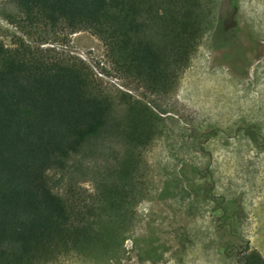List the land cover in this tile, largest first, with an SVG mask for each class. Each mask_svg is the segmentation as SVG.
Here are the masks:
<instances>
[{
  "label": "trees",
  "instance_id": "1",
  "mask_svg": "<svg viewBox=\"0 0 264 264\" xmlns=\"http://www.w3.org/2000/svg\"><path fill=\"white\" fill-rule=\"evenodd\" d=\"M10 1L18 9L10 21L23 36L12 46L0 39V264H48L72 250L113 254L132 221L133 186L113 179L95 192L58 189L103 134L121 133L136 149L160 117L137 101L117 120L114 100L90 87L86 63L42 45L64 40L63 32L93 31L120 70L168 94L214 27L217 0ZM136 173L131 165L120 175L128 186ZM237 264L264 257L249 249Z\"/></svg>",
  "mask_w": 264,
  "mask_h": 264
},
{
  "label": "rangeland",
  "instance_id": "2",
  "mask_svg": "<svg viewBox=\"0 0 264 264\" xmlns=\"http://www.w3.org/2000/svg\"><path fill=\"white\" fill-rule=\"evenodd\" d=\"M234 1L226 19L230 44L212 43L228 2L217 0L214 27L168 94L120 70L93 31L63 32L64 40L42 45L86 63L90 87L114 100L117 120L125 122L137 101L160 117L152 139L136 149L121 133L103 134L58 189L95 192L113 179L133 186L123 244L107 256L72 250L48 264H237L249 249L264 257V0ZM17 13L0 0V39L9 46L23 36L10 21ZM131 165L137 173L127 186L120 174Z\"/></svg>",
  "mask_w": 264,
  "mask_h": 264
},
{
  "label": "flooded vegetation",
  "instance_id": "3",
  "mask_svg": "<svg viewBox=\"0 0 264 264\" xmlns=\"http://www.w3.org/2000/svg\"><path fill=\"white\" fill-rule=\"evenodd\" d=\"M226 8L221 15L218 17L216 25L214 27L213 33H212V43L215 46L216 49H223L227 47V45L230 44V38L228 37V30L226 19L228 18V15L233 12L232 7H234L235 1L234 0H228L226 3ZM234 21V20H233ZM208 133V132H207ZM208 136L206 134L204 135L205 140ZM209 176L210 172L208 171Z\"/></svg>",
  "mask_w": 264,
  "mask_h": 264
},
{
  "label": "bare ground",
  "instance_id": "4",
  "mask_svg": "<svg viewBox=\"0 0 264 264\" xmlns=\"http://www.w3.org/2000/svg\"><path fill=\"white\" fill-rule=\"evenodd\" d=\"M245 6V5H244Z\"/></svg>",
  "mask_w": 264,
  "mask_h": 264
}]
</instances>
